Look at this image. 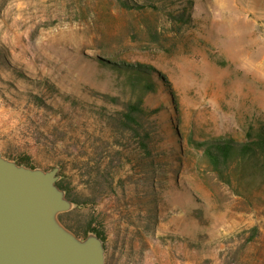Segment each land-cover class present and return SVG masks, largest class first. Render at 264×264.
<instances>
[{
	"label": "rangeland",
	"instance_id": "1",
	"mask_svg": "<svg viewBox=\"0 0 264 264\" xmlns=\"http://www.w3.org/2000/svg\"><path fill=\"white\" fill-rule=\"evenodd\" d=\"M130 1L152 7L0 0V152L59 169L58 219L97 230L105 264H264V182L217 175L188 142L264 123V0ZM110 62L156 72L146 150L110 118L136 99Z\"/></svg>",
	"mask_w": 264,
	"mask_h": 264
},
{
	"label": "water",
	"instance_id": "2",
	"mask_svg": "<svg viewBox=\"0 0 264 264\" xmlns=\"http://www.w3.org/2000/svg\"><path fill=\"white\" fill-rule=\"evenodd\" d=\"M58 171L18 165L0 152V264H105L96 234L80 239L60 223L73 203L57 185Z\"/></svg>",
	"mask_w": 264,
	"mask_h": 264
},
{
	"label": "trees",
	"instance_id": "3",
	"mask_svg": "<svg viewBox=\"0 0 264 264\" xmlns=\"http://www.w3.org/2000/svg\"><path fill=\"white\" fill-rule=\"evenodd\" d=\"M117 2L122 8L127 10L152 7L148 1L139 3L130 0H117ZM107 65H110V69L114 70L119 75L118 77L121 78L120 89L129 93L132 97H136L132 101L129 100L122 103L120 109L114 115H110V118L120 128L131 131L139 140L140 146L146 150L145 142L148 139L147 135H144L142 131L145 118L142 98L155 91L156 87L151 81V76L156 74V72L152 67L139 64L125 65L121 62H110ZM121 74H123L122 77ZM101 96L113 102L119 101L118 96L109 93H102ZM188 142L195 150L201 152L207 165L217 175L223 176L226 173H230L234 176L247 178L252 183L256 182L257 179H262L264 182V123H260L255 128L250 127L245 132L244 140L242 141L233 138H222L205 141L189 139ZM16 163L28 166L22 162ZM263 182L261 183L263 184ZM57 185L60 189L65 190L61 184ZM89 232L96 234L103 242V238L97 230L90 229ZM251 233L252 237L256 236V229H252Z\"/></svg>",
	"mask_w": 264,
	"mask_h": 264
},
{
	"label": "flooded vegetation",
	"instance_id": "4",
	"mask_svg": "<svg viewBox=\"0 0 264 264\" xmlns=\"http://www.w3.org/2000/svg\"><path fill=\"white\" fill-rule=\"evenodd\" d=\"M61 222L63 223V220H61Z\"/></svg>",
	"mask_w": 264,
	"mask_h": 264
},
{
	"label": "bare ground",
	"instance_id": "5",
	"mask_svg": "<svg viewBox=\"0 0 264 264\" xmlns=\"http://www.w3.org/2000/svg\"><path fill=\"white\" fill-rule=\"evenodd\" d=\"M258 67V66H257Z\"/></svg>",
	"mask_w": 264,
	"mask_h": 264
}]
</instances>
